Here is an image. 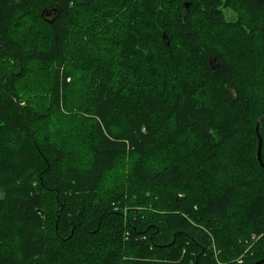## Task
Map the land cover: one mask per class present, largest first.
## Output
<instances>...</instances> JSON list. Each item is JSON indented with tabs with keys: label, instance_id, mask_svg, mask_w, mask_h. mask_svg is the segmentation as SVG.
<instances>
[{
	"label": "trees",
	"instance_id": "1",
	"mask_svg": "<svg viewBox=\"0 0 264 264\" xmlns=\"http://www.w3.org/2000/svg\"><path fill=\"white\" fill-rule=\"evenodd\" d=\"M262 116L264 0H0V264L262 260Z\"/></svg>",
	"mask_w": 264,
	"mask_h": 264
},
{
	"label": "water",
	"instance_id": "2",
	"mask_svg": "<svg viewBox=\"0 0 264 264\" xmlns=\"http://www.w3.org/2000/svg\"><path fill=\"white\" fill-rule=\"evenodd\" d=\"M184 8L185 9H188L189 8V5L190 3L189 2H184ZM166 34L163 35V38L166 39ZM169 44V42H167ZM262 120H263V116L260 117L257 121V124H256V132H257V135H258V138H259V144H258V150H257V156H258V160L260 162V165L264 168V162H263V159H262V137L259 133V129H260V125L262 123ZM264 263V258L260 261H257L255 263H252V264H262Z\"/></svg>",
	"mask_w": 264,
	"mask_h": 264
},
{
	"label": "rangeland",
	"instance_id": "3",
	"mask_svg": "<svg viewBox=\"0 0 264 264\" xmlns=\"http://www.w3.org/2000/svg\"><path fill=\"white\" fill-rule=\"evenodd\" d=\"M225 12V15H226V18L229 19V20H233L236 18L237 16V13L235 10H233L232 8H226L224 10Z\"/></svg>",
	"mask_w": 264,
	"mask_h": 264
}]
</instances>
